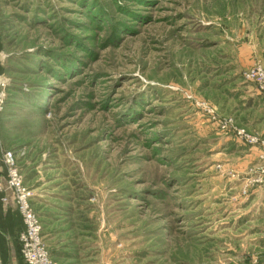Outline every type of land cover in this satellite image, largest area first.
I'll return each instance as SVG.
<instances>
[{"label":"rangeland","instance_id":"rangeland-1","mask_svg":"<svg viewBox=\"0 0 264 264\" xmlns=\"http://www.w3.org/2000/svg\"><path fill=\"white\" fill-rule=\"evenodd\" d=\"M256 63L264 0H0V184L11 151L53 264H264Z\"/></svg>","mask_w":264,"mask_h":264},{"label":"built area","instance_id":"built-area-1","mask_svg":"<svg viewBox=\"0 0 264 264\" xmlns=\"http://www.w3.org/2000/svg\"><path fill=\"white\" fill-rule=\"evenodd\" d=\"M244 75L246 79L257 84L260 93H264V66L256 63ZM3 161L6 167V180L0 184V188L10 190L23 221L24 228L18 237L21 242L22 256L28 264H53L42 241L40 222L32 209L29 191L23 184L13 153L6 151L3 154Z\"/></svg>","mask_w":264,"mask_h":264},{"label":"crops","instance_id":"crops-1","mask_svg":"<svg viewBox=\"0 0 264 264\" xmlns=\"http://www.w3.org/2000/svg\"><path fill=\"white\" fill-rule=\"evenodd\" d=\"M0 180H3V177H2V174H1V177H0ZM2 183H4V181L2 182ZM1 193V192H0ZM16 210V207H13V208H11V211H15ZM16 212L18 213V211L16 210ZM18 215H19V213H18ZM4 216V215H3ZM2 216V217H3ZM20 216V215H19ZM20 219H21V217H20ZM22 221V220H21ZM23 229V226L21 227V229H20V231Z\"/></svg>","mask_w":264,"mask_h":264}]
</instances>
